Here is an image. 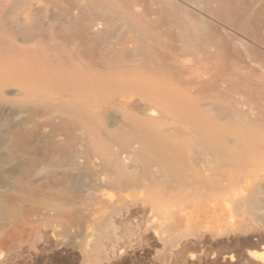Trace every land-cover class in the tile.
I'll return each mask as SVG.
<instances>
[{"label":"bare ground","instance_id":"obj_1","mask_svg":"<svg viewBox=\"0 0 264 264\" xmlns=\"http://www.w3.org/2000/svg\"><path fill=\"white\" fill-rule=\"evenodd\" d=\"M59 24L37 82L0 50V264H264V0H68Z\"/></svg>","mask_w":264,"mask_h":264},{"label":"rangeland","instance_id":"obj_2","mask_svg":"<svg viewBox=\"0 0 264 264\" xmlns=\"http://www.w3.org/2000/svg\"><path fill=\"white\" fill-rule=\"evenodd\" d=\"M32 4H29L30 7L28 8H20L14 11L13 15H10L8 17L7 15V6H6V0H0V8L4 9L3 12H5V18H11L14 20V23L16 24H27L28 22L34 21V20H42L41 23L46 24V28L41 32H36L33 35H28L24 32H9L6 30V27L4 26V20L0 19V50L3 49V47L8 46H15L20 49H22L24 52H27L24 54L28 60L31 59V64H29V67L34 68L32 73L29 74L36 82L38 79V76L40 75H50V72L53 71V68H51L50 65H46L44 60L42 58L40 59H32L33 53L39 49L45 50L49 49V47H52L55 44L62 43L61 39H58L62 36H67V34L63 33L62 31L57 28L60 24V14H61V5H67L68 0L60 1V0H29ZM60 1V3L58 2ZM70 1V0H69ZM62 2V4H61ZM58 20V21H57ZM100 46V44H99ZM47 52H44L43 56H46ZM24 56V57H25ZM22 57V59L24 58ZM25 59V58H24ZM26 60V59H25ZM37 62V63H34ZM33 66V67H32ZM38 66V67H37ZM139 71V70H138ZM134 70L133 72H129L128 74L136 75V77L144 76L146 72L140 71L138 72ZM122 72V73H121ZM120 73L123 74L124 72L121 71ZM127 74V73H126ZM132 76V75H131ZM134 77V76H132ZM33 84V82L31 81ZM33 91V89L31 90ZM6 115H8V111L5 112ZM11 114V113H10ZM3 115L0 114V119Z\"/></svg>","mask_w":264,"mask_h":264}]
</instances>
